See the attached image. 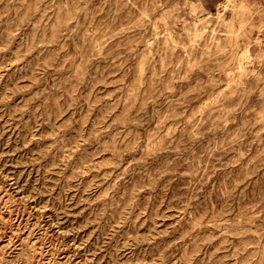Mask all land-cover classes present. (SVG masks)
<instances>
[{
  "label": "rangeland",
  "instance_id": "1",
  "mask_svg": "<svg viewBox=\"0 0 264 264\" xmlns=\"http://www.w3.org/2000/svg\"><path fill=\"white\" fill-rule=\"evenodd\" d=\"M0 264H264V0H0Z\"/></svg>",
  "mask_w": 264,
  "mask_h": 264
}]
</instances>
